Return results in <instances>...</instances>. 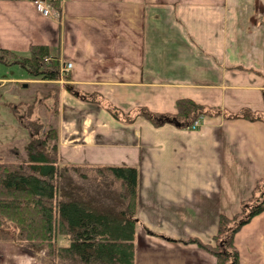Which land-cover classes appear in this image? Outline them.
<instances>
[{
  "label": "crops",
  "instance_id": "0c3cea01",
  "mask_svg": "<svg viewBox=\"0 0 264 264\" xmlns=\"http://www.w3.org/2000/svg\"><path fill=\"white\" fill-rule=\"evenodd\" d=\"M31 1L0 0V47L27 56L47 45L72 64L77 92H60L58 162L137 168L135 264H214L186 240L210 242L220 214L238 212L264 178V121L223 115L264 110V0H63L51 17ZM179 98L222 114L192 130L123 122L107 108L173 114ZM235 243L239 264H264V211ZM0 264L53 263L0 241Z\"/></svg>",
  "mask_w": 264,
  "mask_h": 264
},
{
  "label": "trees",
  "instance_id": "16d2710c",
  "mask_svg": "<svg viewBox=\"0 0 264 264\" xmlns=\"http://www.w3.org/2000/svg\"><path fill=\"white\" fill-rule=\"evenodd\" d=\"M59 6L58 0L50 1L54 11L59 12ZM45 56H49L47 61ZM0 63L18 64L30 78L41 80L40 93L53 99L55 113L61 89L77 92L72 84H56L62 76L59 55L47 45H30L27 56L0 47ZM63 77L71 80L67 73ZM44 88L50 89L43 91ZM79 96L88 102H102L96 94L79 92ZM107 108L123 122H131L139 115L157 126L175 123L187 129L196 120L222 114L221 109L190 98H179L173 114L152 112L145 107L128 113L113 106ZM223 115L227 119L264 121V110L243 109ZM29 125L39 127L41 122L31 120ZM24 151L25 157L20 161L0 160V241H13L33 252L43 251L53 264H135L139 224L137 168L58 163V133L54 125L44 130L41 137L29 139ZM263 211L264 178L238 212L231 216L220 214L210 242L195 237L186 242L196 243L211 253L214 264H239L235 235ZM56 235L68 236V245H58Z\"/></svg>",
  "mask_w": 264,
  "mask_h": 264
},
{
  "label": "rangeland",
  "instance_id": "374dc122",
  "mask_svg": "<svg viewBox=\"0 0 264 264\" xmlns=\"http://www.w3.org/2000/svg\"><path fill=\"white\" fill-rule=\"evenodd\" d=\"M66 73H61V79L56 84H71L63 77ZM27 78L30 77L18 64L0 63V82L5 80L0 85V160L3 161L22 160L25 157L24 146L28 140L41 137L50 125L57 126L58 123V113L53 111V99L43 97L40 93L41 80H20ZM24 83L27 86H24ZM47 89L50 88H44L43 91ZM51 92L55 93V90ZM31 120H38L41 126H30ZM56 242L58 245H68L69 237L56 235Z\"/></svg>",
  "mask_w": 264,
  "mask_h": 264
},
{
  "label": "built area",
  "instance_id": "2783aa9c",
  "mask_svg": "<svg viewBox=\"0 0 264 264\" xmlns=\"http://www.w3.org/2000/svg\"><path fill=\"white\" fill-rule=\"evenodd\" d=\"M50 1L51 0H32V5L34 9L41 15L51 17L55 16V11L50 7ZM59 2H62L63 0H58ZM46 61L49 59V56H45ZM60 61V60H59ZM72 64L70 62L62 63L60 61V74L66 73L70 70ZM200 125V120H196L191 125L192 130L198 128Z\"/></svg>",
  "mask_w": 264,
  "mask_h": 264
},
{
  "label": "water",
  "instance_id": "95a60500",
  "mask_svg": "<svg viewBox=\"0 0 264 264\" xmlns=\"http://www.w3.org/2000/svg\"><path fill=\"white\" fill-rule=\"evenodd\" d=\"M24 86H27V84L24 83ZM177 125V124H176Z\"/></svg>",
  "mask_w": 264,
  "mask_h": 264
}]
</instances>
